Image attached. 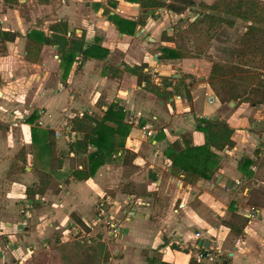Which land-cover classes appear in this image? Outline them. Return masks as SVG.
I'll return each mask as SVG.
<instances>
[{
  "label": "crops",
  "instance_id": "1",
  "mask_svg": "<svg viewBox=\"0 0 264 264\" xmlns=\"http://www.w3.org/2000/svg\"><path fill=\"white\" fill-rule=\"evenodd\" d=\"M200 1L215 0H197L182 14L159 7L146 19L145 10L127 0L0 1V264L27 262L26 252L33 255L40 243L49 245L51 234L72 230L73 222L77 225L74 214L92 231L100 202L101 233L104 241L109 236L116 244V264H147L151 257L168 264H222L226 256L229 264H264V102L223 103L210 77L214 63L234 64L237 38L252 23L238 18L233 27L221 28L201 57H161V47H176L162 39L163 32L172 35V25L181 17L189 19L201 10ZM116 18L146 22L128 34L120 31ZM60 22L67 23L65 49L44 44L33 61L28 57V34L35 29L50 37L52 26ZM80 38L84 49L98 45L105 56L76 50L69 64L72 41ZM126 65H144L155 83L168 78V84L172 80L177 85L180 78L184 84L164 100L147 90ZM113 102L124 106L125 122L131 126L125 150L92 178L77 180L72 170L83 168L87 156L70 150L74 138L84 136L72 131V120L85 113L101 118ZM214 115L233 128L236 142L218 151L220 168L211 179L192 183L182 174L173 175L164 155L167 145L186 133L195 144L204 143L197 119ZM147 123L153 126L152 137L142 129ZM128 149L136 157L125 162ZM121 168L130 169L127 181L121 182L132 186L113 195L109 190L116 187V170ZM45 173L48 188L30 200L27 187L40 185ZM109 214L119 224L115 235L105 223ZM243 224L241 234L232 231L231 225L240 229ZM76 225L75 231L85 232ZM200 239L209 242L207 249L221 250L219 261L195 258Z\"/></svg>",
  "mask_w": 264,
  "mask_h": 264
},
{
  "label": "trees",
  "instance_id": "2",
  "mask_svg": "<svg viewBox=\"0 0 264 264\" xmlns=\"http://www.w3.org/2000/svg\"><path fill=\"white\" fill-rule=\"evenodd\" d=\"M47 2L48 0H40ZM137 3L144 9L145 19L149 12H154L159 7H166L175 13L182 14L187 9L197 4V0H127ZM8 4H18L19 0H5ZM204 11H198L199 16L190 21L181 17L173 26V34L163 32L164 41H173L176 47H161L163 59L198 58L205 52L201 47L197 52L185 47L181 41L182 37L191 39V35L199 32L203 34L210 43L212 36L223 25L233 27L238 18L251 22L241 39V49L235 53L236 63L226 66L214 63L211 70L212 87L220 98L221 102L231 101L250 102L252 105H261L264 102V0H215L211 4L204 1L198 3ZM114 19V16H110ZM145 19L132 21L123 18H116V25L122 33L134 34L138 24H145ZM53 35L48 37L39 30H32L28 34L32 40L28 44V57L37 61L40 57L44 44L58 45L59 51H63L69 43L65 37L67 23L60 22L52 26ZM7 34V32L5 33ZM16 36V34H14ZM73 50L68 55L69 64L76 56V50L82 51L90 56L104 57L99 53L101 47L93 45L84 49V38L72 41ZM99 51H98V50ZM98 51L96 53L95 51ZM144 65H126V70L138 76L139 82H145V88L155 93L164 100H169L176 95L179 86L183 85L182 79H178L177 85L168 84L169 79L163 78L160 83L152 81L151 75L144 71ZM120 70L116 68V76ZM187 76V75H186ZM127 112L119 102H113L100 118L90 114L83 117H76L72 120L71 129L74 132L84 134L82 138H74L70 144V150L76 155L87 156L83 168H75L72 175L77 180L92 178L98 169L109 162L114 154L125 147V140L128 137L131 126L125 122ZM33 120L30 119V122ZM202 125L197 129L204 132L206 141L202 144H195L190 134H183L180 140L173 141L167 145L164 155L171 161L172 174H182L187 182H195L199 179H211L214 173L220 168L221 161L218 151L229 149L235 146L232 139L233 128L225 121L213 120L212 118H198ZM36 129L34 128L33 131ZM35 139V133L32 134ZM128 156L136 157V154L127 150L125 162ZM247 163L251 161L245 160ZM61 166V164H60ZM48 173L42 174L41 183L36 187H27L26 194L30 200L37 194H43L48 188ZM73 216V215H72ZM74 219L78 225L90 232L91 227L85 224L80 218ZM246 224V223H245ZM236 229L231 225L232 231L241 234L245 226ZM75 237L71 241L55 239V245L44 253L30 259V264H109L111 255L107 244L103 240V234H98L93 239L82 236L81 231H75ZM98 242L94 245L95 241ZM91 242V243H90ZM147 264H168L158 260L156 257L148 259ZM222 264H229V256H226Z\"/></svg>",
  "mask_w": 264,
  "mask_h": 264
},
{
  "label": "rangeland",
  "instance_id": "3",
  "mask_svg": "<svg viewBox=\"0 0 264 264\" xmlns=\"http://www.w3.org/2000/svg\"><path fill=\"white\" fill-rule=\"evenodd\" d=\"M201 10L200 11H204L202 8H200ZM199 11V10H198ZM198 11L197 12H195V13H193L194 14V16H191V17H189L190 18V21H193V20H195L199 15H197L198 14ZM195 18V19H194ZM189 20V19H188ZM175 24H173L172 25V27L174 26ZM223 27H229V26H227V25H223L221 28H223ZM221 28L219 29V30H217L216 31V33L212 36V39H214L215 38V36H216V34L221 30ZM245 33V32H244ZM243 33V34H244ZM243 34H242V36H239L238 38H237V43H236V46H235V48H236V50L237 49H241V39H242V37H243ZM211 39V40H212ZM210 40V41H211ZM181 41H182V43H183V45L185 46V47H187L188 49H191L193 52H197L201 47H205V51L204 52H206L207 50H208V48H209V45H210V43L208 44H206V41H207V39H206V37L203 35V34H201V33H199V32H196V33H194V34H192L191 35V39H189L188 37H182L181 38ZM236 50H233V54H234V64L236 63V57H235V53H236ZM233 65V64H232ZM227 66H231V65H227ZM122 150H125V149H122ZM129 150V149H128ZM131 151V150H130ZM128 157H130V156H128ZM115 159V161H116V163H117V160L119 159V157H116V158H114ZM117 169V168H116ZM128 171H130V169H128V168H126V169H123V168H121L120 170H116V176H118L117 177V179H116V187L113 189V190H109V191H111L112 193H113V195H115L117 192H121V191H124V190H130V188H131V186H129V187H127V182H121V180H123V179H125L126 178V180H123V181H127V177H125V174L128 172ZM123 183H126L124 186H122V184ZM121 184V185H120ZM54 187V186H53ZM28 204H30L31 206H36L37 205V203L36 202H33V203H30V202H27ZM105 205H106V209H108V207H107V202H105ZM96 208H95V214H97V211H98V207H97V205L95 206ZM88 222H89V220H88ZM47 223H49V222H47ZM77 223V222H76ZM73 225H74V227H75V222H73L72 223ZM91 224V223H90ZM93 225H95V226H93L94 227V229L91 231L90 230V232H87V230H86V233L84 232V231H82V232H80V233H82V236H86V238H90V239H93L92 237H96V235H98V234H100L101 233V231H103V228L102 227H100L101 225H100V222H98V223H96V224H94V223H92ZM44 226H48V227H50V225H48V224H45ZM79 225L77 224L76 225V228L78 227ZM72 228V230H57L55 233H53V234H51V237L53 238L52 240L50 239V241H49V245L48 246H43L42 245V243H40L39 245H38V249L36 250V252H34V254L32 255L31 254V256L29 255V252L27 253L26 252V255H28V261L27 262H25L24 264H30L29 262L31 261L30 259H33L34 257H36L37 255H39L40 253H44V252H47V251H49L51 248H52V246L53 245H55V239L56 238H60L61 240H63V241H71L72 239H73V237H75V233H77V232H75V228ZM86 229V228H85ZM102 234V233H101ZM95 241V240H94ZM105 242H106V244H107V249H109V252H110V255H111V259H110V261H109V264H116V244L115 243H111V239L109 238V236H107V239L105 240ZM91 243V242H90ZM98 244V242L97 241H95V243H94V245H97ZM112 244V245H111ZM34 256V257H33ZM33 257V258H32ZM33 260H36V258L35 259H33ZM115 262V263H114ZM19 264V263H18Z\"/></svg>",
  "mask_w": 264,
  "mask_h": 264
},
{
  "label": "built area",
  "instance_id": "4",
  "mask_svg": "<svg viewBox=\"0 0 264 264\" xmlns=\"http://www.w3.org/2000/svg\"><path fill=\"white\" fill-rule=\"evenodd\" d=\"M0 1L4 2L5 0H0ZM140 116L141 114H139L136 117V120H135L136 123H139ZM142 129L145 131V135L147 137H152V135L154 134L153 126L151 123H147L146 125L142 126ZM119 154H121V152H119ZM237 183H240V181H237ZM103 207H104V204L100 202V204L98 205L97 218L93 220L94 224L101 222L100 220L102 219V217H104V214L102 212V210L104 209ZM255 215H256V212H255V209L253 208L249 213V217L253 219ZM105 217H106L105 223L108 225L109 230H112L111 235H115L119 224L117 223L116 219L112 217L110 214L108 216L105 215ZM196 235L200 236V233H197ZM220 256H221V250H211V249H205L201 247L200 250L196 253L195 258L200 262L207 261V262L213 263V262L219 261Z\"/></svg>",
  "mask_w": 264,
  "mask_h": 264
},
{
  "label": "water",
  "instance_id": "5",
  "mask_svg": "<svg viewBox=\"0 0 264 264\" xmlns=\"http://www.w3.org/2000/svg\"><path fill=\"white\" fill-rule=\"evenodd\" d=\"M138 34H139V32H137V35H138ZM55 47L58 48V46H55ZM155 56H156V58L158 59V54H156ZM169 84H170V83H169ZM231 104L233 105L234 102H231ZM213 119L216 120V119H217V116L214 115ZM200 247L207 249V248L209 247V242H208V241H203L202 239H200V240L198 241V248H200Z\"/></svg>",
  "mask_w": 264,
  "mask_h": 264
}]
</instances>
